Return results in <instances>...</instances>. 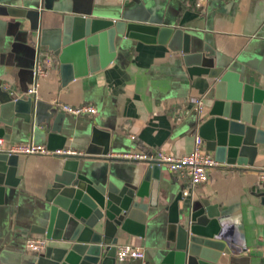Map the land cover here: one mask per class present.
<instances>
[{
    "label": "crops",
    "instance_id": "crops-1",
    "mask_svg": "<svg viewBox=\"0 0 264 264\" xmlns=\"http://www.w3.org/2000/svg\"><path fill=\"white\" fill-rule=\"evenodd\" d=\"M74 16L182 28L190 34L191 51L213 57L216 66L236 71L244 84L263 91L264 98V0H208L203 10L194 0H0L2 88L12 97L23 95L34 79L37 52L52 58L33 97L34 122L15 117L13 128L5 129L11 138L3 145L25 141L47 145V134L54 126L60 136L53 137L49 147H61L62 142V148L83 154L96 128L100 132L96 146L106 141L108 155L121 159L108 164H117L129 177L134 175L137 184L148 163L121 158V153L145 150L179 156L193 148L217 78L190 73L179 40H173L172 34L162 42L116 33L115 54L109 62L63 82L61 61L48 43H41V31L69 30ZM101 57L98 51L92 62L99 65ZM70 63L74 66L72 60ZM195 98L202 99L200 111L195 108ZM56 102L90 103L97 112L74 116ZM256 127L264 131V105L257 111ZM203 146L214 156L205 142ZM244 158L251 162L228 164L216 159L218 164L210 170L208 180L193 187L186 175L162 165L154 190L160 206L172 204L180 193V205L206 199L218 214L217 237L241 259L236 264H264V184L258 178L264 166V142H257L253 156L250 152ZM64 159L61 155L19 154V184L10 189L9 202L0 205V264H33L39 252L26 248L25 241L35 234L30 225L41 215L46 190ZM125 242L141 246L145 255L123 262L115 257L116 264H175L157 234L119 237L118 244Z\"/></svg>",
    "mask_w": 264,
    "mask_h": 264
},
{
    "label": "water",
    "instance_id": "water-1",
    "mask_svg": "<svg viewBox=\"0 0 264 264\" xmlns=\"http://www.w3.org/2000/svg\"><path fill=\"white\" fill-rule=\"evenodd\" d=\"M183 30L74 16L69 30L65 27L53 32L42 29L41 43H48L49 49L58 55L65 82L109 62L115 54L116 33L162 42L172 34L173 40H179V49L190 73L217 78L208 111L197 127L206 149L214 152L215 159L228 164L251 162L244 155L251 152L253 156L256 143L264 142V131L256 127L257 111L264 105L263 91L244 84L236 71L216 66L213 57L191 51L190 34ZM49 33L51 40L48 41ZM102 50L109 51L103 55ZM98 51L102 55L99 65L92 62ZM14 98L0 85V137L4 140L11 138L5 129L13 128L15 117L34 122V98L23 95ZM57 129L53 126L47 134V147L53 137L60 136ZM93 131L83 154L64 156L60 172L46 190L42 213L30 225V232L48 239L33 264H116L119 237L126 234L144 237L147 233L158 235L175 264L241 261L233 255L227 242L217 237L218 214L206 199H191L187 205H180V193L172 204L160 206L154 189L159 185L162 164L148 161L140 182L134 183V175L129 177L117 164H108L121 159L108 155L106 141L97 147L100 132L96 128ZM63 145L60 142L61 147L49 148ZM18 157L17 153L0 152V205L9 202L10 189L19 184ZM261 196L264 202V190Z\"/></svg>",
    "mask_w": 264,
    "mask_h": 264
},
{
    "label": "built area",
    "instance_id": "built-area-1",
    "mask_svg": "<svg viewBox=\"0 0 264 264\" xmlns=\"http://www.w3.org/2000/svg\"><path fill=\"white\" fill-rule=\"evenodd\" d=\"M208 0H194V5L199 9L203 10ZM52 65V58L48 55L40 54L37 52L34 60L33 82L27 87L25 94L36 97L38 93L39 79L44 77ZM16 98V97H15ZM14 98V99H15ZM58 107L62 111L72 114L74 116L79 115H91L97 112L96 107L90 103H83L79 105H71L66 103L56 102ZM195 108L200 111L203 108V102L200 98L194 99ZM134 138V135H131ZM4 139L0 137V152L6 153H17V154H43V155H75L81 154L80 151H76L69 148H55L51 149L44 143H37L34 141H25L20 143H9L3 145ZM203 138L196 134L194 137L193 148L182 155L176 156L171 153L157 151L147 152L141 151H128L121 153V158L129 160H142L150 161L165 165L170 171L178 172L181 175H186L189 178L191 187L195 184L207 181L210 175V170L218 164L215 157L208 151L204 150ZM258 178L262 184H264V166L258 173ZM187 194V191L184 192ZM48 243V239L42 234H33L26 238L25 246L31 251L40 252ZM145 255L144 249L131 242H125L118 244L116 247V259L118 262H123L127 258H143Z\"/></svg>",
    "mask_w": 264,
    "mask_h": 264
}]
</instances>
